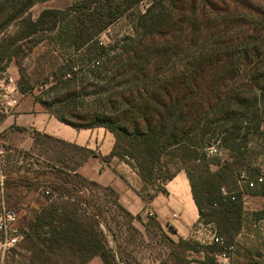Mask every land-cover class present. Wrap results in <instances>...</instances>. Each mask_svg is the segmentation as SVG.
<instances>
[{"label":"trees","instance_id":"obj_1","mask_svg":"<svg viewBox=\"0 0 264 264\" xmlns=\"http://www.w3.org/2000/svg\"><path fill=\"white\" fill-rule=\"evenodd\" d=\"M49 1L0 0V73L8 69L24 43L39 34H53L58 45L76 52V64L60 77L71 83L76 76V97L55 101L52 107L61 106L55 111L44 104V110L78 131L102 128L110 132L115 144L104 161L116 158L136 171L147 205L157 195H167L166 184L184 171L200 223L214 225L218 235L233 243L243 227L246 193H235L237 181L235 189L228 185L264 123L263 11L257 10L258 17L249 23L222 15L227 9L224 0H164L167 9L154 2L145 12L139 10L144 0H81L65 11L44 10L33 19L31 10ZM122 19L130 33L105 46L99 41L101 34ZM12 27L17 30L8 35ZM19 88L25 95L31 90L22 83ZM74 107L76 117L69 116L66 111ZM5 118L0 115V124ZM33 135L37 144L53 141L82 155L71 167L67 159L42 173L44 180L3 173L4 195L43 186L50 194L85 205L93 225L87 227L74 211L55 204L35 207L20 221L24 240L47 248L69 246L88 257L82 264L95 257L104 264H124L94 229L99 226V210L86 195L88 187L103 189L116 198L118 209L132 215L112 188L78 173L92 152L38 132ZM213 141L228 152L231 165L207 160V146ZM21 154L24 159L32 157ZM198 162L202 165L195 166ZM211 165L218 169L212 171ZM222 189L235 193L237 200L223 197ZM247 193L264 197V183ZM149 218L162 227L156 215ZM194 248L191 239L179 238L173 246L176 263L190 264L188 253Z\"/></svg>","mask_w":264,"mask_h":264},{"label":"rangeland","instance_id":"obj_2","mask_svg":"<svg viewBox=\"0 0 264 264\" xmlns=\"http://www.w3.org/2000/svg\"><path fill=\"white\" fill-rule=\"evenodd\" d=\"M75 1L81 0H52L36 5L30 13L33 19H37L44 10L65 11ZM154 2L160 3L166 9L169 7L168 3H164V0H144L139 5V10L145 12L147 7ZM223 5L225 6L223 8L227 9L222 15L243 18L249 23L258 17L257 10H262L264 13V0H224ZM127 25L126 19L120 20L103 32L99 41L108 46L114 40L127 36L130 33ZM16 30V27H12L8 35L14 34ZM71 64H76V52L58 45L53 34L43 33L24 43L21 52L11 62L8 69L0 73V80L4 75L12 76L18 86L22 83L31 89L28 94H23L19 107L22 105L29 109L44 110V104H46L50 110L55 111V108H61V106L55 104L54 108L52 103L64 101L67 97H76V76L75 78L72 76L71 83L60 81L62 72ZM66 113L76 117V107L67 110ZM74 117L73 119L76 120ZM212 143L207 146V160L218 162L222 166L231 165L233 160L229 159L228 152L220 149L218 143H214V141ZM44 144L28 159H24L19 152L0 154V179L3 173L10 176L13 173L15 177H27L35 181L44 180L45 178L41 176L42 173H47L52 167L62 166V162H66L67 159L69 160V163L67 160V164L71 167L74 165V161L79 160L82 155L73 148L53 141H44ZM201 165L198 162L195 166ZM211 169L216 171L218 167L211 165ZM240 172H248L254 177H264V123L261 135L254 139L248 156L235 167L234 181L228 185L230 189H235L234 183ZM2 189L3 187L0 186V208L2 205L18 208L20 210L17 212L19 226L25 214L35 207H46L53 204L74 211L87 227L93 225L89 210L85 205L74 199L60 196L58 193L50 194V190L43 186L35 187L29 192L26 189L9 191L6 195ZM235 190L236 194L240 193L238 187ZM149 193L153 194L152 189ZM86 195L93 199L99 210L97 217L99 226H94L95 231L101 236L107 247L125 261L124 264H177L173 246L179 242L180 236L171 230L169 224L160 228L153 224V220H150L147 213L141 216H128L115 206L116 198L110 196L103 189L89 186ZM176 212L180 214V211ZM245 213L252 224L260 223L258 218L251 216L252 213L249 210H246ZM172 215L171 221L179 224L178 218L173 219ZM249 221L247 223H250ZM211 226L215 228L214 225ZM198 228L196 226L192 230L194 238L191 239V243L195 248L188 253V259L191 264H216L215 256L219 252V248L208 244L207 233L197 234ZM217 236L226 241L225 237L218 234ZM236 241H238V247L233 255L234 264H245L237 260L236 257L251 258L257 255L262 256L264 253V244L262 243L264 237L261 234H257L254 239L244 234V237L236 239ZM45 247L48 246H36L25 239L16 247L4 252L0 234V264H82L88 258L85 255L76 254L69 246L59 245L47 249ZM87 264L104 263L100 258L95 257L90 259Z\"/></svg>","mask_w":264,"mask_h":264},{"label":"crops","instance_id":"obj_3","mask_svg":"<svg viewBox=\"0 0 264 264\" xmlns=\"http://www.w3.org/2000/svg\"><path fill=\"white\" fill-rule=\"evenodd\" d=\"M34 132L92 152V155L81 164L78 173L86 180L103 188H112L119 195V203L131 215L141 216L145 213H153L162 226L169 224L180 238H194L192 230L201 225L200 215L185 172H180L166 184L167 195L159 194L147 205L140 194L143 182L136 171L116 158L109 163L104 161V157L111 154L115 144L114 136L107 130L97 128L78 131L61 123L45 110L29 109L21 105L6 116L0 124V154L24 152L34 155L45 145L44 142L39 144L35 142ZM11 176L15 177L13 173ZM247 191L245 190L246 194H243L242 198L244 225L236 236L235 242L231 243L235 244L236 248L238 247L236 239L244 237V234L251 239H254L257 234L264 237L261 231V225L264 224V197L254 193L248 194ZM2 192H4L3 189ZM246 210L252 213V217L258 218L260 223L252 224L246 217ZM176 211H180V214ZM172 214L178 216L179 224L171 221ZM262 243L264 244V241ZM236 258L245 264H264V253L262 256L257 255L251 258L243 256Z\"/></svg>","mask_w":264,"mask_h":264},{"label":"built area","instance_id":"obj_4","mask_svg":"<svg viewBox=\"0 0 264 264\" xmlns=\"http://www.w3.org/2000/svg\"><path fill=\"white\" fill-rule=\"evenodd\" d=\"M23 96L16 80L12 76L4 75L0 80V115H10L13 110L19 107ZM3 180V177H1L0 186L2 187ZM236 181L239 192L244 193L245 189L253 190L263 184L264 177L259 176L256 179H252L247 172H240ZM222 195L231 201L235 202L237 200L236 194L226 189H222ZM154 215L149 213L150 217ZM172 218L177 219L178 216L174 214ZM261 231L264 235V224L261 225ZM203 233H207L208 244L219 248V252L215 256L216 264H234L233 255L236 252V245L229 244L225 239L218 237L216 229L211 225L201 224L197 234L203 235ZM0 234L2 235V249L4 252L16 247L24 240V234L19 227V214L5 205L0 208Z\"/></svg>","mask_w":264,"mask_h":264}]
</instances>
